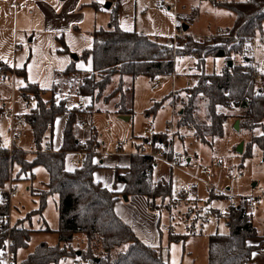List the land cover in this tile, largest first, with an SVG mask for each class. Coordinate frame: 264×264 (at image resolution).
<instances>
[{
  "label": "trees",
  "instance_id": "1",
  "mask_svg": "<svg viewBox=\"0 0 264 264\" xmlns=\"http://www.w3.org/2000/svg\"><path fill=\"white\" fill-rule=\"evenodd\" d=\"M222 2H225L224 4ZM220 5L231 10L236 18L233 26L228 28L239 39H217L216 43H199L188 36L185 43L178 48V55H197L201 72L194 85L184 89L181 97L179 125H192L195 136L202 142L209 138L223 137L225 124L230 115L220 112L219 106L232 107L239 110L236 114L240 119V130L261 133L254 136L253 141L244 150V156L253 155V144L264 151V90L256 87L251 72H248L246 56L243 63H228L219 72L206 73L204 66L207 57H226L232 60L233 53H241L251 36L264 37V0L222 1ZM94 44L92 48L79 55L81 59L92 58L93 69L80 85V95L88 99L92 110L107 111L119 115H131L134 105V80L146 76L151 81L159 76L170 75L173 71V51L165 43L149 37L136 30H124L119 25L118 12L114 10L108 28H100L92 32ZM248 37V38H245ZM65 52L68 48L65 47ZM2 69L11 70L3 64ZM75 61L65 70L66 74L75 71ZM16 74L26 77V69H16ZM24 99H33L35 106L26 114L35 140L36 154L28 160L26 151L18 147H6L0 140V189L9 182L20 180L21 175L34 177L33 168L44 166L50 175L48 189L38 192L39 208L28 214L43 213L50 195H58V211L60 226L57 230L59 243L50 246L41 243L30 253L22 264H59L63 258H80L92 261L93 264H170L162 256L161 247H153L142 242L133 229L123 221L115 211L114 205L119 195L113 189L103 187L95 182L93 172L101 167L96 159L102 141L95 133L82 141L75 133V124L81 109H69L65 99L56 101L55 87L42 89L37 83L28 82L21 88ZM49 93L50 99L45 98ZM205 98V119L198 121L195 112L198 99ZM113 101V102H112ZM112 105L105 109L103 104ZM159 106L157 103L153 109ZM69 113L64 130L63 144L58 151H46L43 143L48 131L53 132L56 117ZM154 145L164 144L166 152H172V144L166 135L154 136ZM146 144L142 141L141 146ZM139 147L143 150L145 147ZM86 151L82 164L74 169L66 168V157L69 152ZM157 160L148 155L133 154L131 163L125 174L115 170V182L125 184L123 193L127 195H144L149 206L157 209L167 198L173 197V181L156 179L155 173L147 174L146 168L154 169ZM15 165L20 167L13 177ZM224 196V195H223ZM218 196L210 190L206 202ZM226 198V197H224ZM223 198V199H224ZM158 200L161 203H158ZM192 211V209L190 208ZM10 212V195L0 191V214ZM193 212V211H192ZM228 233L216 232L209 236L208 264H250L253 252L259 247L249 243L250 239L259 236L252 222L251 206L239 204L229 206L226 215ZM160 232L163 230L160 226ZM78 234H83L88 245L78 250L72 247V241ZM192 233H177L170 228V242H183ZM8 237L14 239L13 251L26 247L30 239V230L16 223L9 226L0 221V252ZM94 242L101 244V252L94 249ZM1 264V258H0Z\"/></svg>",
  "mask_w": 264,
  "mask_h": 264
},
{
  "label": "rangeland",
  "instance_id": "2",
  "mask_svg": "<svg viewBox=\"0 0 264 264\" xmlns=\"http://www.w3.org/2000/svg\"><path fill=\"white\" fill-rule=\"evenodd\" d=\"M222 1L242 0H179L178 20L181 25L183 23H189V30L196 29L204 32L206 31V34L217 32L219 28L231 27L235 20V14L228 8L220 5L219 2ZM101 2H103L104 6L107 2L114 3L113 7L110 9L111 14L118 4L117 0H101ZM118 2H120L119 9L122 19L121 27L123 29L144 32L151 38L161 42L168 41V39H171L173 36L175 15L172 9L169 8V4L172 2L171 0H119ZM222 3L224 4L225 2ZM13 9L15 8L13 7L12 11H14ZM12 17L13 15L10 14L8 10L6 12L3 11L0 17V26L5 28L6 34L13 27L14 21ZM5 38L7 39V37ZM243 50L244 51L241 53L232 54V61L235 62V64L243 63L245 60L244 56L250 55L251 43L246 42ZM179 58L178 64L181 66L184 65V68H178V70L183 76L189 75V77L195 79L202 71L201 67L198 66L197 59L191 60L188 55ZM255 58L260 66L258 72L259 77L255 80V86L261 87L264 90V37L260 35H258L257 39ZM226 63H228L226 57H207L206 66H204L205 72H219L222 65ZM3 64V61L0 59V69H2ZM185 64H187V68ZM152 84L153 81L145 76L135 78L133 113L130 115L131 119L127 121H123L120 115L114 112L96 111L93 113L92 118L99 131V136L104 138L103 140L107 143L105 151H107L108 155L115 152V144L119 141L124 143V153H136V145H133L134 143L132 144V141H135L136 138L139 137L140 139L141 136H147L149 134V129H153L156 132L167 130L171 110L169 101L167 98H162V94L171 89V81L167 80L162 84L161 88L156 91L150 89ZM184 86L185 85L182 86L179 92L180 101L181 97L185 96L184 89L187 87ZM12 89L13 87L10 80L0 77V97L5 98L4 96ZM200 96L195 112L198 121L205 119L206 114L205 98L202 95ZM79 98H84L88 101L85 97H78L75 95L71 97L70 105L73 106L74 104H78ZM112 102L103 104V107L109 109ZM156 103L159 106L153 109ZM218 110L230 115L232 121L239 119L236 116L239 110L234 106H219ZM0 122L2 123L0 124V133L3 140L7 142L6 140L9 135L8 124H4L1 119ZM78 122L85 121H83L82 118H78ZM108 126L111 128V133L105 132V128ZM194 132L195 130L193 128V130L186 132V135H183L182 142L187 138L185 144L177 138L176 144L178 147L176 150H180L186 157L191 156L194 161L202 165L212 167L218 161L222 162L223 170L220 171L219 176L212 181L221 187L223 191H227V188H230L231 192L236 195V197H247L250 195L261 197L264 195V151L257 144H253L252 156H244L243 153H239L237 150V147L242 141H244V150L247 149L248 145L253 141L254 136L261 133V129L245 132L240 129L236 130L232 128L230 122H227L225 126V135L221 138H209L206 143L197 138ZM188 137H192V140L188 139ZM32 139V134L27 132V134L18 141L19 145L23 144L26 147L25 150L28 151L29 158L32 157L35 149L32 145ZM45 145L46 144L43 143V148H45ZM6 146L12 147L8 142ZM100 149L101 148L98 150V154H103L104 150L102 151ZM189 168L190 167H187L186 169L189 171ZM216 169L218 171V168ZM37 173V180L34 182V185L38 188H45L44 183L49 181V172L45 167L40 166ZM172 174L175 187H173V197L171 199H165L161 206L157 208L162 214L168 215V217L163 215L161 223L164 237L163 248H160L162 256L170 264H208L209 236L216 232H229L225 217L220 219L211 218L212 213L218 212L224 204H226V198H224L226 196L224 194H218L204 183H198L197 195L199 199L197 198L194 200L193 198L194 188L187 197L181 199L177 191L187 184L190 180V175L187 171L180 169H174ZM232 175L234 179H231ZM9 184H11V182H9ZM210 190L218 196H224L206 202ZM13 195L12 197L10 195V199H12L8 215L11 213L10 219L14 220L11 222L15 224L20 221L25 223L28 211L30 213L39 208V199L32 196L23 182L17 184V189ZM158 203H161V201L158 200ZM227 208L225 210L226 212ZM251 208L254 212V223L258 231L264 234V200L260 204L251 205ZM42 214L50 228L55 231L50 229V232L39 233V235L34 236L33 239L31 238L28 250L22 252L24 256L27 255L30 250L34 251L36 249L34 246L37 243L40 244L39 242L43 243L46 241L49 245H54L59 241L56 231L60 226V218L56 197H48L45 211ZM42 223L43 221L40 220L39 216H33L32 226L38 227ZM165 224H167L168 230L164 229L163 225ZM29 225L28 223V226ZM170 228L180 234L188 232L192 234L183 242H169L168 236ZM94 243H96L94 247L95 251L100 253L101 244L99 242ZM87 245L88 240L84 235L77 236L72 241V247L75 249H86Z\"/></svg>",
  "mask_w": 264,
  "mask_h": 264
},
{
  "label": "crops",
  "instance_id": "3",
  "mask_svg": "<svg viewBox=\"0 0 264 264\" xmlns=\"http://www.w3.org/2000/svg\"><path fill=\"white\" fill-rule=\"evenodd\" d=\"M14 1L15 0H0V17L3 14V11L6 12L8 10L10 11V14L13 15L12 19L14 21L12 29L9 30L7 34L5 28L3 26H0V59L3 61L5 65L11 67V70L16 71V69L25 68L26 77L16 74L15 77L7 76L6 78H4L10 80L13 89L10 90V92L8 91V94L4 96L5 98L0 97V99H4V101L7 102V106H9V108L13 109L15 112L20 114H27L28 110L26 109V106L24 104V98L22 97L21 88L25 87L28 82L37 83L42 89L45 90H50L53 87H55L56 101L65 99L66 105L69 109L74 107L80 108L81 112L79 113L78 118H82L83 121L90 122L94 125L93 129H89L87 127L82 126L77 120L75 124L76 135L80 138V140L85 141L90 137H92L95 133H97L98 137L102 141V146L100 150L105 151L107 148V143H105V140H103L104 138L99 136V131L92 118L93 113L96 111H92L91 113H85L83 112V109L80 106V98H79V103L74 104L73 106L70 105V99L72 96L75 95L78 97L81 96L79 90L80 85L82 84L83 79L86 76H88L93 69L92 58L89 57L87 59H81L79 55L82 54L85 50L92 48L94 44V39L92 37L93 31L100 28L109 27L110 21L112 19V14L110 13V9L113 7L114 3L111 2V7L106 8L103 5V2H101V0H16L19 4L25 5L24 8H20V7L16 8L13 6ZM118 1L119 0H117L118 4L115 7V10H117L118 12V20H119V25L121 27L122 19L119 9L120 2ZM13 7L15 8L13 9L14 11H12ZM186 24L188 25L187 32L193 34H206V31L204 32L196 29L189 30L190 24L189 23ZM231 27H225V28L228 29ZM5 37H7V39ZM169 40L170 38L168 39V41ZM166 42L167 41L163 43ZM65 47L68 48V52L63 51ZM73 54H76L78 58L74 59L72 57ZM73 61H75L76 70L71 72L70 74H66L65 70L67 69L68 66L72 64ZM179 65L180 64H178L177 68L179 69L184 68V65L183 66L181 65L179 66ZM185 65L187 68V64ZM223 66L224 65H222V68ZM178 85L182 88V86L185 85V83L181 79L178 81ZM169 92L170 89L168 90V92L162 94L163 96L162 98H167L168 100ZM51 97H52L51 93L45 96V98L47 99H50ZM68 118H69L68 112L59 114L56 117L53 127V132L48 131L46 135L44 143L46 145L50 144L54 151H58L63 144V135ZM0 119L1 121H3L4 124H8L9 135L6 141L10 145L11 144L10 119L6 114H2L0 116ZM129 119H131V116ZM123 121H127V120H123ZM227 122H230L232 128H234L235 121H232L231 117L228 118ZM0 124L2 123L0 122ZM108 127L110 128V126ZM106 128H105V132H106ZM150 130L153 129H149L148 132ZM153 131L155 132L156 135L162 133L167 137L166 129L161 132L160 131L156 132L155 130ZM188 131L191 130H185L181 132L177 137L178 140L180 139L179 141L182 142L183 135H186V132ZM27 132L32 134L33 136V132L28 123H26L22 127V136L20 140L24 137L25 134H27ZM106 133H111V128H110V132H106ZM177 138L174 143L175 148L178 147L176 144ZM140 139L138 137L135 139V141H132V144L134 143L133 145H136L137 150L141 146L142 141H145L147 144L149 141H151L152 137L149 133L147 136H141ZM186 139L187 138H185L184 142H182L183 144H185ZM188 139L192 140V137H188ZM0 140L1 143L4 146H6L7 142L3 140L1 133H0ZM32 140H33L32 142L33 148H35L34 136ZM122 144L124 151V143L122 142ZM146 144L142 145L141 147H145L146 149H149L151 146L150 145L147 146ZM17 147L26 151L27 154L26 157L28 160L34 159L36 154V148L34 149V153L32 157L29 158L28 151L25 150L26 147L23 144L22 145L18 144ZM162 147H165L164 144L162 145ZM45 148L43 149L45 150ZM133 154H135V152L131 154L124 152L122 153L114 152L109 155L104 153L97 154L96 159L101 163V167L97 168L93 172V179L95 182L101 183L103 187L113 189L116 192H118V194H120L118 200L115 202L114 205L115 211L118 214V216L133 229L136 236L142 242L153 247L163 248L164 237L163 234H161L160 232V226L162 223V217L165 214H162V212H160L159 209L151 208L149 206L147 197L144 195L126 194L128 196V199H125L124 198L125 194L123 193L125 184L122 182H117V183L115 182V171H116L115 169L118 168L121 174H125L127 172V168L131 163V156ZM67 155L69 159L72 157L71 153ZM69 159L66 163V168L68 170L74 169L75 167L69 164ZM188 159L192 160L193 162H197L194 161L191 156H188ZM40 166L41 165L33 168L34 177L30 178L29 175L27 176L21 175L20 180L12 179L10 181L11 184L14 185V187L17 189V184L23 182L26 185L27 190L31 192L32 196L39 199V196L37 195L38 192L42 190H47L49 183V181L44 183L45 188H38L34 185V182L37 180V175H38L37 170ZM19 169L20 167L18 165H15L13 171L14 174L13 177L17 175ZM211 169L213 172V180L216 177H218L219 172L223 170V169L222 170L218 169L217 171V169L214 166H212ZM173 170L174 169H170L167 166H163L159 171L155 172V177L156 179H160V178L166 180L171 179L173 181V174H172ZM49 180H50V175H49ZM173 186H174V182H173ZM193 188H194V192H193L194 200H196L197 198L199 199V196L197 195L198 184H196L195 187ZM13 194L11 195V197L14 196ZM50 196L57 198V207H58V195L54 194ZM11 199H10V204H11ZM251 213H252V222L254 226L257 228V226L254 223V212L252 208H251ZM28 214L25 223L23 221L19 222L20 226L23 225L25 228L30 230V239L28 241V244L26 247L19 248L16 252L13 251L15 261L18 264H22V262L27 259L28 255L33 252L32 250H30L28 254L25 256L22 253L24 250H28L29 248L28 246L31 241V238L33 239V237L39 235V233L42 234L54 230L50 228L43 214L42 215L35 214L36 216L40 217V220H42L43 223L40 224L38 227L32 226L33 216L35 215L29 218ZM165 216L168 217V215ZM28 223L30 224L29 226ZM14 224H15L14 222H11V225ZM166 225L167 224L163 226L167 227ZM165 230H168V228ZM258 233L259 236L257 238L249 240V243L259 245V247L253 252V254L255 255H252L250 264H264V234L260 231H258ZM82 235L83 234H78L75 236V238L77 236H82ZM39 243L41 244L42 242ZM46 243L49 244L48 242ZM40 244L37 243L34 247H37ZM56 244L54 245L50 244V246H55ZM79 254H81V250H78V255ZM76 259L78 258L66 257L63 258L59 264H73Z\"/></svg>",
  "mask_w": 264,
  "mask_h": 264
},
{
  "label": "built area",
  "instance_id": "4",
  "mask_svg": "<svg viewBox=\"0 0 264 264\" xmlns=\"http://www.w3.org/2000/svg\"><path fill=\"white\" fill-rule=\"evenodd\" d=\"M172 2L169 4V8L172 9L175 15V29L173 36L169 41H167L165 44L167 47L171 48L173 51V71L170 75L167 76H159L156 79L153 80V84L151 85L150 89L152 91L157 90L162 86L163 83H165L167 80L171 81V89L168 96L169 106L171 110L170 120L168 121L167 126V137L168 140L172 144V152L168 154L166 152V149L162 147L163 144L159 146L157 144L154 145V136L156 135L153 130H150L149 133L152 137L151 141H149L146 145H150L151 147L149 149H141L137 150L136 154H142V155H148L157 160L156 166L154 169L152 168H146L145 172L147 174L155 173L161 169L163 166H167L170 169H180L187 171V173L190 175V180L185 184L180 190L177 191V194L179 198H185L190 194V192L193 190V187H195L198 183H204L205 185L211 187L215 192L218 194H224L226 196V204L225 207L221 208L218 212H214L211 215V218L220 219L226 215V208L228 206H237L239 204H248V205H256L260 204L264 200V195L261 197H256L253 195L247 196V197H241L234 195L231 192L230 188H227V191H223L221 187H219L216 183H214L213 180V172L210 166L202 165L199 162H193L192 160L188 161V157L184 156V154L180 150H176L174 147V143L178 135L185 131V130H193V126L188 124L185 126L179 125V118L181 110V101H180V90L181 87L178 85L179 80H183L185 83L184 87H190L194 85V83L197 81L198 77L191 78L189 76H183L177 66L180 55H178L177 51L178 48L181 47L188 36L192 37L199 43H216L217 39H233L237 38L239 39V42H241V39L243 36H235L233 35L229 29L226 28H219L217 32L213 33H207V34H193L185 31L182 28V25L180 24L178 20V14H179V0H171ZM14 7H20L24 8V4H19L16 0L13 2ZM248 38V37H245ZM251 53L250 55H247L246 57V64L248 65V72H251L253 75V79L256 80L259 77V69L260 66L257 63V60L255 58L256 55V48H257V39L258 35L251 36ZM191 59H197V55L195 53H191L188 55ZM15 77L16 71L14 70H8L5 71L3 69H0V77L6 78V77ZM24 104L26 106V109L28 111L31 110V108L35 105V101L33 99H24ZM80 106L83 109V112L85 113H91L92 107L88 101H86L84 98L80 99ZM6 114L10 119V143L12 146L17 147L18 141L22 136V127L27 123L26 114H20L15 112L13 109L9 108L7 106V102L4 101V99H0V115ZM80 124L84 127H87L89 129H93L94 125L90 122H80ZM106 132H110V128H106ZM154 145V146H152ZM46 151L53 152L50 144L46 145L45 148ZM123 152V144L122 142H117L115 144V153H122ZM72 154V157L69 159L68 155L66 157V161L69 159V164L73 167H78L82 164V160L84 156L87 154L86 151L77 150L74 152H69ZM68 153V154H69ZM104 154H107V151L103 152ZM189 168V171L186 169ZM215 168H218L219 170H222L223 163L217 162L214 164ZM231 179H234V176H231ZM1 192H6L9 195H12L16 188L14 185L9 184L5 188L0 189ZM10 215L8 214H0V221H6L9 223V226L11 227V219ZM164 229H167V227H164ZM15 244V241L13 238L8 237L5 241V246L0 252V258H1V264H17L15 261L14 253H13V246ZM73 264H93L92 261H84L80 258L76 259Z\"/></svg>",
  "mask_w": 264,
  "mask_h": 264
},
{
  "label": "water",
  "instance_id": "5",
  "mask_svg": "<svg viewBox=\"0 0 264 264\" xmlns=\"http://www.w3.org/2000/svg\"><path fill=\"white\" fill-rule=\"evenodd\" d=\"M105 7H106V8H110V7H111V2H107L106 5H105ZM182 28H183L185 31H187V30H188V25H187L186 23H185V24L183 23ZM72 57H73L74 59H77V58H78V56H77L76 54H73ZM228 64L231 66V65L233 64V61L230 60V61L228 62ZM120 118L123 119V120H128V119L130 118V116H129V115H120ZM234 128L237 129V130L240 129V119H237V120L235 121ZM237 150H238L239 153H243V152H244V141H242V142L239 144V146L237 147ZM189 160H190V159H188V161H189ZM124 198H125V199H128V196L125 194V195H124ZM79 253H80V252H79Z\"/></svg>",
  "mask_w": 264,
  "mask_h": 264
},
{
  "label": "snow or ice",
  "instance_id": "6",
  "mask_svg": "<svg viewBox=\"0 0 264 264\" xmlns=\"http://www.w3.org/2000/svg\"><path fill=\"white\" fill-rule=\"evenodd\" d=\"M35 106V105H34ZM253 255H255V254H253Z\"/></svg>",
  "mask_w": 264,
  "mask_h": 264
}]
</instances>
